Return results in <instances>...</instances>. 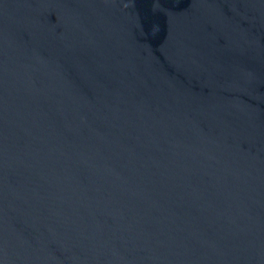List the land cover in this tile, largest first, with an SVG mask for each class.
Listing matches in <instances>:
<instances>
[{
  "label": "water",
  "instance_id": "1",
  "mask_svg": "<svg viewBox=\"0 0 264 264\" xmlns=\"http://www.w3.org/2000/svg\"><path fill=\"white\" fill-rule=\"evenodd\" d=\"M0 264H264V0H0Z\"/></svg>",
  "mask_w": 264,
  "mask_h": 264
}]
</instances>
